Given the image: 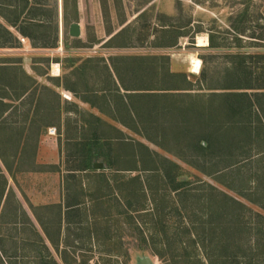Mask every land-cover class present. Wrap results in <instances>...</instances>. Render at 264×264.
<instances>
[{"label":"rangeland","instance_id":"obj_1","mask_svg":"<svg viewBox=\"0 0 264 264\" xmlns=\"http://www.w3.org/2000/svg\"><path fill=\"white\" fill-rule=\"evenodd\" d=\"M10 1L15 0H0V6ZM36 2L51 9L56 6L57 46L33 48L29 40L18 36L17 47L0 48V127L4 129L1 135L9 139V145L0 149V197L9 187L5 207H1L0 198L2 264L205 262L201 245L208 239L200 221L207 209L194 204L192 194L177 197L174 185L163 177L165 165L160 158L179 167L175 172L172 169L175 181L186 182L190 188L199 187L198 182L208 183L264 216V209L258 206L264 208V184L257 192L258 175H245L249 168L224 177L197 172L178 158L184 154L188 159L191 151L179 152L182 147L169 136L162 137L157 129L156 122L169 132L174 126L156 107V100L146 101L144 112L138 108V99L134 106L119 101L123 87L134 90L144 86L139 67L152 62L150 58L157 59L160 67L166 64L170 73L177 75L178 84L185 85L186 77L203 95L221 85L224 68L233 67L235 57L259 68L264 62V34L262 41L250 37L264 31V0H66L65 14L64 0ZM0 23L6 25L1 16ZM72 23L80 25L78 38L68 34ZM166 28L169 35L161 33ZM243 30L244 34H237ZM198 38H206L207 45L197 46ZM193 58L200 61L198 73L191 71ZM57 108L71 119L78 141H82L78 161L74 153L75 165L86 159H82L86 152L82 145L88 149L91 139L98 140L89 148L95 153L86 161L88 168L74 179L61 173L60 178L45 177L41 172H61L60 165H44L36 159L33 133L47 136L50 129L41 127L44 121L40 118L43 114L53 118ZM1 113H8L7 119H2ZM32 116L37 122L30 128L26 117ZM63 126L54 122L56 134L51 138L60 141V151L65 154ZM41 155H46L45 149ZM97 164L102 165L99 170L94 168ZM256 165L251 168L255 173L263 171ZM207 172L211 173V168ZM259 177L261 184L264 174ZM61 180L64 194L80 203L81 210L69 217V226L63 225L57 245L59 226L54 211H44L37 222H29L27 214L42 198L57 200ZM220 181L231 189L220 186ZM241 237L244 244L249 242L248 235ZM34 242L45 244L48 253Z\"/></svg>","mask_w":264,"mask_h":264},{"label":"trees","instance_id":"obj_2","mask_svg":"<svg viewBox=\"0 0 264 264\" xmlns=\"http://www.w3.org/2000/svg\"><path fill=\"white\" fill-rule=\"evenodd\" d=\"M65 2L66 0L63 5L64 14L67 6ZM41 6L36 0L31 5L28 0L1 4L0 16L5 20L6 25L0 23V48L17 47L18 36L29 40L33 48L51 49L57 46L56 6L52 9L49 6ZM45 16H54L55 19L44 18ZM66 22L64 16V23ZM162 30H164L161 32L163 35L170 34L169 29ZM237 34H244V30ZM254 34L250 38L262 41L264 31ZM168 44L166 46L174 45ZM119 60L124 61V59ZM149 60L152 62L139 67V77L141 81L143 80L144 86L138 85L134 90L132 87H123L130 93L120 95L119 101L126 106L129 103L130 106H134L133 102L138 99V108L140 107L141 112H144L142 107L146 105V101L156 100L158 104L156 107L162 110L161 114L174 126L173 131L169 132L161 122H156L162 137L172 138L177 146L182 147V151L179 152L191 151V155H186L188 159H184V154L178 155L180 160L207 177L212 175L224 177L233 175L241 168H247V171L250 169L249 174L245 173V175L251 178L258 175L255 182L258 181L260 185L257 192H261V185L264 184V180L260 184L262 178L259 177L264 174V138H262L264 136V62L259 68L253 69L241 57L233 58L234 66L224 68L221 85L210 90H215L214 92L203 95L186 81V77H183L185 85L178 84L177 75L170 73L166 64L160 67L161 64L157 59ZM131 69L128 68L130 72ZM146 83L147 87H145ZM138 89L142 92L132 93L137 92ZM139 115L140 113L138 117ZM143 120L146 121L145 118ZM97 143V139H91L88 149L86 144L82 146V151H86L82 159H86L77 166L78 170L83 171L88 168L86 161L94 158L95 153L94 150H90L91 145ZM155 156L159 157L157 154ZM159 160L165 165L162 166L163 177L174 185L172 191L177 197L181 194H192L190 197L193 203H199L203 210L207 209V212H203L205 219L200 221L208 239L204 245H201L205 262L194 259L186 260L185 264H264L263 215L208 183L198 182L196 185L199 187L190 188V184L186 182L175 181L172 169L175 172L179 167L167 158ZM255 165L257 169L263 171L255 173L256 171L251 169ZM209 168L211 173L207 172ZM220 186L231 189L221 181ZM195 192L202 194L194 195ZM80 205L78 203L75 210L80 212ZM67 215H64V220H69ZM55 221L59 225L62 223L60 214L55 215ZM244 235L250 237L246 244L240 239ZM46 236L49 237L47 233ZM50 243L54 248L55 243L51 240ZM33 244L48 253L47 247L42 246V243Z\"/></svg>","mask_w":264,"mask_h":264},{"label":"crops","instance_id":"obj_3","mask_svg":"<svg viewBox=\"0 0 264 264\" xmlns=\"http://www.w3.org/2000/svg\"><path fill=\"white\" fill-rule=\"evenodd\" d=\"M193 59L191 60V71H192V61H193ZM68 91L72 92L70 90H68ZM125 93H130V92L123 91L122 95H124ZM132 93H135V92H132ZM59 102H60V104L64 103V101L62 99H59ZM57 110H58L57 113H55L57 115H53V118H51V119H50V117L48 115H44V114L42 115V117L40 118V121H42V122L44 121V124H42L41 127L43 129H45V130L53 129L52 126H54V122H56V121H57L59 126H60L61 123L64 124L63 129H64V134H66L65 135L66 136V142H65L66 153L63 154L60 151V149H61L60 141L58 140V142H57L56 140L54 141L51 138L52 136L54 137L55 134H56V129L54 128L55 129L54 130L55 133L51 135L47 131L48 134L45 137H43L41 135V132L33 133V136L35 138L34 145H35V149L37 151L36 152V159H37V161L40 164L51 165V166H54V165H58L59 166L60 165L59 169H60L61 172H52L51 170L49 172H41L43 175H45V177L46 176L52 177V176L55 175V176L60 178V176L58 174L61 173L63 176L64 175L69 176L68 179H74V178L78 177L77 175L80 172V170H78V168H77V165H75L76 163L74 162V160L76 159V156H77V161H78V155H79L78 148H79L80 144L82 143V141H78V138H77L78 135H76L77 131L75 130L76 126L74 127L75 129L72 128L71 119L67 118V117L65 118L66 115H62V112H61V110H59V108H57ZM7 114L6 113H4V114L1 113V115H3L2 119H7V117H8ZM26 119H29V123H28L29 127L33 128V126H35V123L37 121L33 118V116L31 118H29V117L27 118L26 117ZM3 131H4L3 127H0V149L1 150H3L1 148L2 145H6V144L9 145V143H8L9 139L7 138V136H5V135L2 136L1 135V132H3ZM71 133L74 134L75 137L70 135ZM72 137H74V138L72 139ZM42 149H45V151H46V155L45 156L41 155ZM75 152L77 153L76 156L74 155ZM68 153L70 155H67ZM64 155H65V159L62 160V157H64ZM1 167H3V166H1ZM101 167H102V165H101ZM94 168H96V167H94ZM100 168H96V169L99 170ZM83 171H85V170H83ZM63 178H62V180H63ZM62 180H61V183H60V181H58V183H57L56 190L58 189L59 191H61V193H60L61 195L58 196L57 200L49 199L50 197H45L46 199L42 198L41 200L37 201L35 205L33 204L32 205L33 207H31V208L29 207L31 209V211H32L31 214L30 213L29 214L25 213L29 217L28 218L29 222H31V220H34V222H37L38 217L40 219H41V217H43L42 213L44 211L53 210L55 215H59L60 214L61 218H62V223H60V225L58 224V226H60V227L58 229L59 230V235L57 237V245H59V240H61V238H62V234H63L62 233V229H64L63 225H65V226H69L70 225L69 220H64V215L68 214L67 216L69 218L74 213H78L79 212L78 210H75V209H77L75 207L78 204V202H73L72 201V197H70L69 193L66 194V195L64 194L65 193L64 192V188H63L64 187V181H62ZM8 190H9V187L2 193L3 196L1 195V197H0L2 199L1 200L2 202L0 201L2 203L1 207L2 206L5 207V205H6V201L8 199L7 198ZM45 191H47V188H45ZM21 206L24 207L23 205H21ZM45 232L47 233L46 230L45 231L43 230V233L46 236ZM47 235H49V234L47 233ZM46 238L49 241L47 236H46ZM57 245L55 243V247Z\"/></svg>","mask_w":264,"mask_h":264},{"label":"water","instance_id":"obj_4","mask_svg":"<svg viewBox=\"0 0 264 264\" xmlns=\"http://www.w3.org/2000/svg\"><path fill=\"white\" fill-rule=\"evenodd\" d=\"M68 34L70 37L78 38L80 37L81 30H80V25L78 23H72L69 27ZM96 168H100L101 165L97 164L95 165Z\"/></svg>","mask_w":264,"mask_h":264},{"label":"bare ground","instance_id":"obj_5","mask_svg":"<svg viewBox=\"0 0 264 264\" xmlns=\"http://www.w3.org/2000/svg\"><path fill=\"white\" fill-rule=\"evenodd\" d=\"M197 42H198L197 46H206L207 45L206 38H198ZM199 68H200V61L198 59L194 58L192 61V72L198 73Z\"/></svg>","mask_w":264,"mask_h":264},{"label":"built area","instance_id":"obj_6","mask_svg":"<svg viewBox=\"0 0 264 264\" xmlns=\"http://www.w3.org/2000/svg\"><path fill=\"white\" fill-rule=\"evenodd\" d=\"M48 132H49V134H51V135L55 133V131H54L53 129H50Z\"/></svg>","mask_w":264,"mask_h":264}]
</instances>
